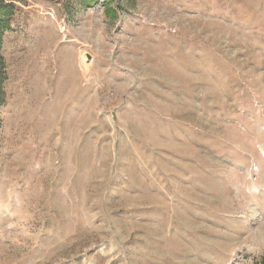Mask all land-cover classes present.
Masks as SVG:
<instances>
[{
	"label": "rangeland",
	"instance_id": "obj_1",
	"mask_svg": "<svg viewBox=\"0 0 264 264\" xmlns=\"http://www.w3.org/2000/svg\"><path fill=\"white\" fill-rule=\"evenodd\" d=\"M0 6V264L262 263L264 0Z\"/></svg>",
	"mask_w": 264,
	"mask_h": 264
},
{
	"label": "trees",
	"instance_id": "obj_2",
	"mask_svg": "<svg viewBox=\"0 0 264 264\" xmlns=\"http://www.w3.org/2000/svg\"><path fill=\"white\" fill-rule=\"evenodd\" d=\"M85 4H97L98 0H84ZM7 8V7H6ZM12 8H8L6 10H3V8L0 6V52L2 48V42L5 36V32L10 29L11 21H10V15ZM261 264H264V260Z\"/></svg>",
	"mask_w": 264,
	"mask_h": 264
},
{
	"label": "bare ground",
	"instance_id": "obj_3",
	"mask_svg": "<svg viewBox=\"0 0 264 264\" xmlns=\"http://www.w3.org/2000/svg\"><path fill=\"white\" fill-rule=\"evenodd\" d=\"M85 63V62H84ZM83 67H84V65H83ZM86 69H88V68H86Z\"/></svg>",
	"mask_w": 264,
	"mask_h": 264
}]
</instances>
